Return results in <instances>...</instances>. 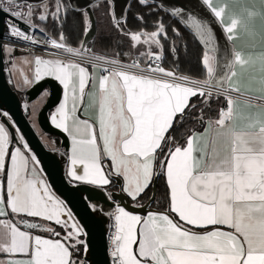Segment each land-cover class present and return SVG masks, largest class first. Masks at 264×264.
Here are the masks:
<instances>
[{
  "label": "snow or ice",
  "instance_id": "snow-or-ice-1",
  "mask_svg": "<svg viewBox=\"0 0 264 264\" xmlns=\"http://www.w3.org/2000/svg\"><path fill=\"white\" fill-rule=\"evenodd\" d=\"M140 2L164 10L163 0ZM203 4L228 41L237 38L239 27L248 29L251 14L247 20L234 15L225 19V7L213 0ZM0 11L13 21L6 23L10 41L0 40V55L15 57L27 45L46 54L25 58L33 75H23V83L51 77L63 87L62 102L50 119L71 137L68 182L104 188L112 201L105 186L120 177L121 192L138 202L154 175L166 177L169 201L163 212L141 217L113 202L114 211L108 213L114 227L111 264H264V50L248 55L235 51L227 71L219 75L218 41L211 25L195 13L185 18L183 8L173 7L170 14L205 47L204 78L190 80L161 66L163 41L168 39L162 17L157 16L150 31L134 30L113 9V26L129 43L125 62L96 55L83 44L71 47L62 31L48 33L42 25L49 20L62 24L66 18L65 0H54L52 6L44 0L36 5L0 0ZM137 19L143 24L142 15ZM37 33L45 38L37 39ZM234 65L240 70L234 71ZM256 91L260 94H251ZM194 97L206 104L223 97L225 106L207 118L204 132L192 129L183 144L175 143L167 133L196 108L190 103ZM241 103L258 107L245 114ZM88 107L94 118H81L78 113ZM0 116L11 119L7 112ZM196 118L205 125L202 111ZM42 171L23 135L16 140L0 122V264H87L77 256L81 247L87 252V233ZM37 219L59 226L63 234ZM41 228L57 238L34 234Z\"/></svg>",
  "mask_w": 264,
  "mask_h": 264
},
{
  "label": "water",
  "instance_id": "water-1",
  "mask_svg": "<svg viewBox=\"0 0 264 264\" xmlns=\"http://www.w3.org/2000/svg\"><path fill=\"white\" fill-rule=\"evenodd\" d=\"M96 1L98 0H84L82 2L81 0H78L77 2L76 8L80 10L85 9L91 23L90 29L83 39L82 44L85 47L97 33V21L92 8V4ZM149 1L155 2V0ZM26 2L37 4L38 0H26ZM128 2L129 0H122V2L119 3L118 0H114L116 17H123L125 15V9ZM163 4L170 10L173 7L183 8L185 10V18L187 13H195L197 16H201L208 21L214 30L215 38L218 41V74H224L227 71V62L232 57L231 46L227 44L222 29L207 11L203 1L182 0L179 6H171L166 0H163ZM5 17L6 20L13 22L9 14L0 11V40H2L4 36ZM20 26L22 28L25 27L24 24H21ZM25 96L28 103H35L40 98L44 100L40 109L37 110L38 126L44 133L58 138L60 140L61 148L68 152L70 147L68 134L55 128L50 119L51 112L62 102V85L53 78L46 77L39 82H35L30 88H28L25 92ZM22 106L23 104L20 95L14 90L8 81L5 71L4 54L0 55V112L5 110L9 113V117L11 118L9 120L6 117L0 116V121L9 127L16 140H19L21 134L23 135L25 141L40 161L41 168L49 185L66 202L73 215L83 227L85 233H87L85 236V240L88 244L87 260L92 264H111L107 244V217L104 214H97L92 210L89 201H91L92 204L100 206L103 211L106 208H115V204L113 203L115 202L125 207L129 212L145 216L151 211H156L151 208L150 205L156 197L157 179L154 181L152 197L148 202L141 206L132 204L129 197L121 192V179L119 177H114L119 190H107V192L112 194V201L107 199L105 189L84 183H69L65 174L62 157L44 145ZM13 121L15 127L12 125ZM17 129L19 131H17ZM85 197H87V199H85Z\"/></svg>",
  "mask_w": 264,
  "mask_h": 264
},
{
  "label": "trees",
  "instance_id": "trees-1",
  "mask_svg": "<svg viewBox=\"0 0 264 264\" xmlns=\"http://www.w3.org/2000/svg\"><path fill=\"white\" fill-rule=\"evenodd\" d=\"M153 4V1H149V5ZM82 12L69 6L66 18L63 19L62 24L54 25L49 20L46 25L42 26L46 27L48 33L53 36H56L62 31L67 38V43L74 47H79L83 43L84 35L82 36V32L85 28ZM93 12L97 21V33L87 43L86 47L91 49L96 55H104L109 58H126L127 56L123 54L129 52L128 40L113 29L110 32H106L105 30L98 32L99 20L97 11L93 9ZM170 13L171 10L166 6H164L163 11H156L154 7L145 6L140 0H129L124 17L126 16L128 28L135 30L140 27H146L149 31L152 30L153 22L157 16L162 17L168 29V39L163 41V67L190 79L204 78L201 68V56L205 51L203 44L200 43L193 31L186 28L180 22L179 17L174 18ZM138 15L144 17L143 24L137 19ZM173 28L178 30L179 35H176L172 31ZM49 30L53 33L49 32ZM172 47H175V52L171 51ZM221 101V97L219 99L213 98L210 104H206L200 98L196 97L192 101V103H196V108L190 113H187L182 122L179 120L175 122L173 128L169 130L167 135L171 136L175 143L183 144L186 133L192 129H197L200 125L196 118L197 114L202 111L203 115L216 116ZM56 139L57 144L60 145V140L58 138ZM155 179H157L156 197L150 207L163 212L168 208L169 192L166 178L162 174L155 175L154 180L137 203L145 204L150 200L153 194ZM109 188L119 190L116 183H113ZM83 254L84 249L81 247L80 253L77 254L78 258L82 259L84 257Z\"/></svg>",
  "mask_w": 264,
  "mask_h": 264
},
{
  "label": "crops",
  "instance_id": "crops-1",
  "mask_svg": "<svg viewBox=\"0 0 264 264\" xmlns=\"http://www.w3.org/2000/svg\"><path fill=\"white\" fill-rule=\"evenodd\" d=\"M213 3L216 5H219L221 7H225V10H226L225 19H228L229 16L234 15L235 18H237V19L247 20L249 15L250 14L252 15V19L249 20V26H248L247 30H245L243 28V26H241L235 32V36L237 37L235 40L228 41L226 39L227 44L231 46L232 55L235 51H240L243 54L248 55L249 53L259 54V52L261 50H264V0H213ZM112 8L114 9V12H115L114 4H113ZM125 11H126V9H125ZM219 26L222 29V26L221 25H219ZM222 33H223L224 37L226 38V33H224L223 31H222ZM204 49H205V47H204ZM32 54H34V55H46V54H36V53H32ZM28 55H29V52H27L25 55H20L18 52V54H16L15 58L9 59L13 62V64H16V67L15 68L12 67V71H10V78H11L10 83L14 87H16L19 91H21L22 93L23 92L25 93L26 90L28 88H30L35 83L34 80L32 83H29V84L23 83V75H28L30 78L33 75L32 69L30 68V66L27 65L26 63H23V61L25 60V58ZM122 59H126V61H128V57L122 58ZM233 70L239 71L240 70L239 66L234 65ZM89 71H92L91 67L89 68ZM175 73H176V75L184 77L183 75H180L177 72H175ZM188 79H190V78H188ZM251 94L252 95H259L260 93L258 91H256V92H253ZM195 98L196 97L192 98V100L190 101V103L193 105L196 104L195 102L192 103V101ZM221 98H222V101H221L219 108H221L222 106L225 105L224 98L223 97H221ZM239 106L242 110L245 111V114H247V111L250 108H257L258 107L257 105L249 106V105H244L242 103ZM38 109H40V107H38ZM54 111L55 110H53L51 112V115L53 114ZM78 115L83 119H89V118H94L95 113L93 112L91 107H88V108L82 110L81 112H79ZM204 117H205V125L202 126L200 124L199 127L197 129H195L197 132H201V133L204 132V128H205L206 123H207V118L208 117L214 118L215 116L204 115ZM68 137H69V141H70V147H69L68 152H66L64 149H62L60 145L56 146V148H55V152L58 153V155H60L62 157V160L64 162V167H65V174H66L67 178H68L67 171H68V167H69L68 156L70 155V152H71V137L70 136H68ZM104 163L108 164L109 166L111 165V162L109 160H105ZM77 169H78V171H80L79 166H77ZM41 175L46 180V182L48 183L47 178H46L45 174L43 173V171H42ZM154 178H155V175L153 176L152 181L154 180ZM120 179H121V186H122L123 180H122V178H120ZM68 180H69V178H68ZM152 181H151V183H152ZM78 183H83V182H73V184H78ZM113 183H116L114 178L112 179V183L110 185L105 186L106 190H109L110 189L109 187ZM5 185H6V181H5ZM95 187H97V186H95ZM50 188L56 196L60 197L52 189L51 186H50ZM98 188H101V187H98ZM101 189H104V188H101ZM168 192H169V189H168ZM129 199L132 202V204H134V205H137V204L139 206L143 205V203H137V202L131 200V198H129ZM98 207H100V206H98ZM112 211H114V208H106L104 210L105 213H110ZM151 212H161V211L156 210V211H151ZM133 214H135V213H133ZM137 215H139V214H137ZM140 216L146 217V215L145 216L140 215ZM25 218L29 219V220L34 219V218H27V217H25ZM36 222L41 223L43 226L54 227L56 231L61 232V234H63V230L59 226L48 224L47 222L40 221L38 219L36 220ZM3 227H4L3 225H0V230H2ZM224 230H227V229L225 228ZM34 234H39L41 236H44L45 238H53V239L57 238V237L52 236L51 233L43 231L42 228L40 230H36Z\"/></svg>",
  "mask_w": 264,
  "mask_h": 264
},
{
  "label": "rangeland",
  "instance_id": "rangeland-1",
  "mask_svg": "<svg viewBox=\"0 0 264 264\" xmlns=\"http://www.w3.org/2000/svg\"><path fill=\"white\" fill-rule=\"evenodd\" d=\"M55 2H58V0H55ZM65 3H67V0H65ZM54 4V0H47L44 2V5L47 6H52ZM36 5V4H34ZM69 4H68V9H69ZM71 7V6H70ZM113 3L111 0H102L98 3H95L93 5V9H95L97 11V17L99 20V29L98 32H100L101 30H105L106 32H110L113 30H115L116 32H118L122 37H124L114 26V21L112 19L111 13L113 11ZM82 17L84 19V23H85V28L83 29L82 32V36L88 32V30L90 29L91 23H90V19L89 16L87 14V12H82ZM116 15V14H115ZM50 22H52L50 20ZM53 23V22H52ZM49 32H52L51 30H49ZM53 33V32H52ZM57 34V33H54ZM125 38V37H124ZM88 48V47H87ZM27 53V51H24L23 49L19 50V54L20 55H25ZM4 58H5V71L7 74V78L8 81L10 83V71H12V64L9 63V59L15 58V57H9L7 54H4ZM11 84V83H10ZM12 87L14 88L15 91L18 92V94L21 96L22 94H24V92L22 93L21 91H19L16 87H14L12 85ZM22 104H23V110L26 113L27 117L29 118L30 122L32 123L33 127L35 128L36 132L38 133L40 139L42 140V142L44 143V145L52 150L55 151L56 145L54 144L53 139H51L49 136L46 135V133H44L40 127L38 126L37 123V110L38 107H41V105L43 104V99L41 98L40 101H38L35 105H31L28 103L26 97L22 96ZM2 112H6L5 110H3ZM25 140V139H24ZM31 149V148H30ZM31 152L33 153V151L31 150ZM34 154V153H33ZM41 167V165H40ZM100 210L99 207H97V210H95L96 212H98ZM75 217V216H74ZM76 219V217H75ZM77 220V219H76ZM78 221V220H77ZM81 225V224H80ZM83 228V227H82ZM84 230V229H83ZM85 232V231H84ZM85 239V237H83ZM84 257L82 259L86 260L87 264H92L89 260H87L88 257V251L85 253L84 252Z\"/></svg>",
  "mask_w": 264,
  "mask_h": 264
},
{
  "label": "built area",
  "instance_id": "built-area-1",
  "mask_svg": "<svg viewBox=\"0 0 264 264\" xmlns=\"http://www.w3.org/2000/svg\"><path fill=\"white\" fill-rule=\"evenodd\" d=\"M5 30H4V36H3V38H2V40H4V41H10V38H9V36H8V29H7V27H6V23H12V22H10V21H8V20H6V17H5ZM51 36H53L52 34H50ZM36 38L37 39H41V40H43L45 37L44 36H42V35H40L39 33H37L36 34ZM68 45L69 46H71V47H74L73 45H71V44H69L68 43ZM20 49H23L24 51H27V52H29V53H36V54H45V52H43L42 50H39V49H37L35 46H32V45H27V46H21V48ZM19 52V51H18ZM109 58V57H108ZM127 58V57H126ZM119 59H121V60H123V61H125V62H127L126 61V59H122V58H119ZM161 66H163V60L161 61ZM178 77H181V76H179V75H177ZM225 106V105H224ZM224 106H222V107H224ZM100 208V207H99ZM101 209V208H100ZM96 212V211H95ZM97 214H104V215H106V217H107V224H106V229H107V244H108V253H109V256H110V248H111V239H110V237H111V234L113 233V231H114V227H113V220L109 217V215H108V213H105L103 210L101 211V210H99L98 212H96ZM110 260H111V257H110Z\"/></svg>",
  "mask_w": 264,
  "mask_h": 264
},
{
  "label": "flooded vegetation",
  "instance_id": "flooded-vegetation-1",
  "mask_svg": "<svg viewBox=\"0 0 264 264\" xmlns=\"http://www.w3.org/2000/svg\"><path fill=\"white\" fill-rule=\"evenodd\" d=\"M45 1H47V0H45ZM45 1H44V2H45ZM82 1H84V0H81V2H82ZM100 1H102V0H98V1L94 2V3L92 4V7H93V5H94L95 3H98V2H100ZM111 1H112L113 4H114V0H111ZM118 1H119V3L122 2V0H118ZM77 2H78V0H67V3H68L72 8H75V9H77V8H76V7H77ZM166 2H167L169 5H171V6H179V4H180V2H182V0H166ZM164 6H166V5H164ZM77 10H80V9H77ZM81 11L86 12L85 9H82ZM22 96L26 97V96H25V93L22 94L20 97H22ZM26 99H27V98H26ZM40 99H41V98H40ZM40 99H38L35 103H29V104H31V105H35L38 101H40ZM46 135L49 136L51 139H53L54 144H55L56 146H58L56 137L51 136V135H48V134H46Z\"/></svg>",
  "mask_w": 264,
  "mask_h": 264
}]
</instances>
